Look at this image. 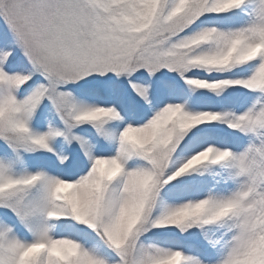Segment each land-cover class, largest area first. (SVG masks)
<instances>
[{
    "label": "snow or ice",
    "instance_id": "6c2138e0",
    "mask_svg": "<svg viewBox=\"0 0 264 264\" xmlns=\"http://www.w3.org/2000/svg\"><path fill=\"white\" fill-rule=\"evenodd\" d=\"M0 264H264V0H0Z\"/></svg>",
    "mask_w": 264,
    "mask_h": 264
}]
</instances>
